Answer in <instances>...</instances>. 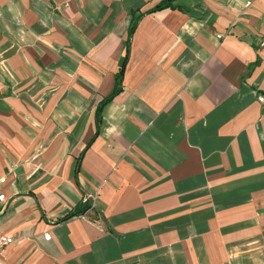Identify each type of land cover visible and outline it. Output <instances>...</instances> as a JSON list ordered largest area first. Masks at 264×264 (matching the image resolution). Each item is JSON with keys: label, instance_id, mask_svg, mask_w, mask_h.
<instances>
[{"label": "crops", "instance_id": "obj_1", "mask_svg": "<svg viewBox=\"0 0 264 264\" xmlns=\"http://www.w3.org/2000/svg\"><path fill=\"white\" fill-rule=\"evenodd\" d=\"M162 1L0 0V264H264V0Z\"/></svg>", "mask_w": 264, "mask_h": 264}, {"label": "trees", "instance_id": "obj_2", "mask_svg": "<svg viewBox=\"0 0 264 264\" xmlns=\"http://www.w3.org/2000/svg\"><path fill=\"white\" fill-rule=\"evenodd\" d=\"M172 0H165V1H162L160 4H158L154 10L156 9H163L165 7H169L170 6V3H171ZM139 20V16L137 18H133V21H132V24L130 25L129 29H128V36H127V40L125 42V57L123 59V63L119 69V72L116 74L115 76V86H114V89L112 90V92L110 93V95L103 99L100 103V108H102L106 103H108L114 96H116L117 94L120 93L121 91V82H122V77H123V73H124V67H125V64L127 62V58H128V53H129V46H130V39H131V36H132V33L135 29V26L137 24Z\"/></svg>", "mask_w": 264, "mask_h": 264}, {"label": "built area", "instance_id": "obj_3", "mask_svg": "<svg viewBox=\"0 0 264 264\" xmlns=\"http://www.w3.org/2000/svg\"><path fill=\"white\" fill-rule=\"evenodd\" d=\"M6 182V177L0 175V213L6 206L8 202V198L5 196V194L2 193V188ZM50 234H45L44 239L49 240ZM16 239L14 237L7 236L6 234L0 232V251H2L4 248L11 246L15 244Z\"/></svg>", "mask_w": 264, "mask_h": 264}]
</instances>
